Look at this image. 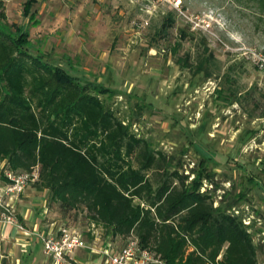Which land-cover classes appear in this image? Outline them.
<instances>
[{
  "label": "trees",
  "instance_id": "16d2710c",
  "mask_svg": "<svg viewBox=\"0 0 264 264\" xmlns=\"http://www.w3.org/2000/svg\"><path fill=\"white\" fill-rule=\"evenodd\" d=\"M237 1L264 21V0ZM34 5V0L24 4L23 18L31 25H9L0 1V162L6 161L5 171L38 168L35 186L48 191V206L63 215V227L79 218L111 240L133 238L140 251L162 264H258L262 246L233 211L249 201L245 193L226 191L215 205L218 185L212 171L200 162L186 174L180 160L152 148L113 103L99 96L116 91L81 84L64 68L31 55ZM174 23L175 14L167 12L158 37L165 38ZM179 33L185 40L186 30ZM200 47L191 66L210 79L214 58L204 39ZM191 59L187 53L182 66ZM204 180L214 189L201 192Z\"/></svg>",
  "mask_w": 264,
  "mask_h": 264
},
{
  "label": "rangeland",
  "instance_id": "374dc122",
  "mask_svg": "<svg viewBox=\"0 0 264 264\" xmlns=\"http://www.w3.org/2000/svg\"><path fill=\"white\" fill-rule=\"evenodd\" d=\"M44 1L59 13L45 25L75 33L74 43H86L111 66L107 85L117 93L95 92L139 137L180 160L186 174L203 162L214 174L216 196L243 191L249 201L235 209L243 217L264 218V21L237 0H39L34 9ZM19 3H4L8 23L20 22ZM167 12L175 14V23L160 38ZM203 39L216 66L210 79L191 66ZM187 53L192 59L182 66ZM203 184L214 189L208 180ZM214 201L218 205L220 198ZM74 223L84 226L79 218ZM124 245L117 242L116 252ZM259 245L258 264H264V242ZM0 264L9 262L0 257Z\"/></svg>",
  "mask_w": 264,
  "mask_h": 264
},
{
  "label": "crops",
  "instance_id": "0c3cea01",
  "mask_svg": "<svg viewBox=\"0 0 264 264\" xmlns=\"http://www.w3.org/2000/svg\"><path fill=\"white\" fill-rule=\"evenodd\" d=\"M0 1L3 2V5L4 3H8L9 5L10 3L17 4L20 2L19 0ZM27 1L24 0L20 2L21 4L19 3L21 6V11L18 14L20 18L19 23H8V15L4 12L9 25H28L30 23L29 19L23 18L24 4ZM34 1L35 7L38 5L39 0ZM45 2L41 6H38L40 9H34V7L31 9V16H35L34 22L37 25L30 26L28 29L29 43L27 47L31 48V51L28 52L38 57L45 64L61 67L68 72L74 73L76 76L73 77H77L78 82L81 84L96 83L110 88L107 83H111V66L104 61L102 55L97 57V59L94 53L89 51L91 48L86 43H74L75 33L67 31L66 34V28L63 29L58 25H45L47 21L45 23L44 21L46 19L58 18L59 16L58 11L47 9ZM37 28H41L42 31H35ZM37 32L38 35L35 38ZM81 57L84 59L83 63L80 60ZM101 64H103V68L96 69ZM104 78L107 79L105 83ZM5 163L6 161L0 162V194H3L6 184L3 177ZM260 196L264 198L263 194H260ZM4 200L12 207L20 228L8 224H0V243L4 246L0 257L8 260L9 264H50L43 255L40 237L41 235L57 234L61 228H64V217L57 207L49 208L48 191L35 186V183H33L19 197H4ZM18 217L21 219V223L18 221ZM263 227L264 218L251 219L250 230L254 234L253 242L256 245L259 244L256 240V229L262 232L264 230ZM70 228L77 229L81 236L87 238V242L84 241L85 248L79 249L70 255L66 264H105V257L100 255L102 254L101 252L109 246V253L116 255L121 250L116 252L115 244L121 241L124 245L126 242L121 238L111 240L104 235V231L101 228L87 226H80V229L76 228V226H70ZM97 241L101 242L99 252L95 250V243Z\"/></svg>",
  "mask_w": 264,
  "mask_h": 264
},
{
  "label": "built area",
  "instance_id": "2783aa9c",
  "mask_svg": "<svg viewBox=\"0 0 264 264\" xmlns=\"http://www.w3.org/2000/svg\"><path fill=\"white\" fill-rule=\"evenodd\" d=\"M4 177L6 178V184L2 196L0 195V224L20 228L12 207L5 202L4 197H19L29 185L38 181L39 171L38 168H34L30 172L20 173L5 171ZM205 189H210V187L203 185L201 192H204ZM233 211L235 215H241L239 210L233 209ZM243 223L246 226H251V218L243 217ZM249 232H251L250 229ZM258 237H261V239L257 240ZM256 238L257 242H264V231ZM40 240L43 255L50 264H66L70 255L79 249L85 248L84 240L75 228H61L57 234L41 235ZM101 253L105 257L106 264H162L154 254L148 251H140L135 239L129 240L116 255L109 253V246Z\"/></svg>",
  "mask_w": 264,
  "mask_h": 264
}]
</instances>
